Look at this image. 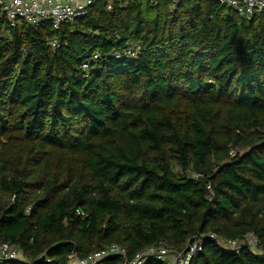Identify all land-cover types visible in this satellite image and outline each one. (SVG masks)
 <instances>
[{"label": "trees", "instance_id": "1", "mask_svg": "<svg viewBox=\"0 0 264 264\" xmlns=\"http://www.w3.org/2000/svg\"><path fill=\"white\" fill-rule=\"evenodd\" d=\"M107 1L58 30L0 22V246L23 255L0 264L198 238L189 264H264V11ZM208 234H251L259 252Z\"/></svg>", "mask_w": 264, "mask_h": 264}, {"label": "built area", "instance_id": "2", "mask_svg": "<svg viewBox=\"0 0 264 264\" xmlns=\"http://www.w3.org/2000/svg\"><path fill=\"white\" fill-rule=\"evenodd\" d=\"M98 0H0V22L9 28H15L20 23L31 26L48 21L54 30H58L63 22H71L77 18L84 17L87 10ZM117 1L120 8H125L126 2L122 0H108L107 10H112L114 2ZM151 4L157 5L160 0H149ZM171 10H174L182 0H167ZM218 5L224 6L238 16L251 20L264 11V0H209ZM52 46H55L53 41ZM118 60L120 53L112 54ZM125 57H133L134 49L128 48L123 53ZM86 60L82 64L83 71L88 69L89 63L99 59L98 52L84 54ZM233 154V152H231ZM210 191L209 186L207 187ZM77 215L84 214L77 210ZM214 239L218 246L226 251H239L242 247H248L252 251H258L256 238L248 234L240 240H224L215 234H208ZM201 248V238L191 243L184 252H171L164 247L148 248L138 253L131 260L126 257L125 250L117 245H111L102 251L91 254L85 259H79L75 254L69 258V264H99L107 257L120 256V264H143L147 258L154 257L164 264H189L195 252ZM259 252V251H258ZM261 253V252H260ZM0 260L23 261L21 250L17 246L2 244L0 246Z\"/></svg>", "mask_w": 264, "mask_h": 264}]
</instances>
